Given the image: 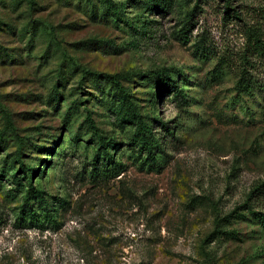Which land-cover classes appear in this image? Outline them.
<instances>
[{
  "label": "rangeland",
  "instance_id": "obj_1",
  "mask_svg": "<svg viewBox=\"0 0 264 264\" xmlns=\"http://www.w3.org/2000/svg\"><path fill=\"white\" fill-rule=\"evenodd\" d=\"M258 40L264 0H0V264H264Z\"/></svg>",
  "mask_w": 264,
  "mask_h": 264
},
{
  "label": "trees",
  "instance_id": "obj_2",
  "mask_svg": "<svg viewBox=\"0 0 264 264\" xmlns=\"http://www.w3.org/2000/svg\"><path fill=\"white\" fill-rule=\"evenodd\" d=\"M225 10H230L229 8V2L225 3L224 6ZM260 45V46H259ZM257 50L263 51L264 48L261 46V43L259 40L257 41ZM260 54V53H259ZM106 79L110 81H118L119 77L116 75L113 76H105ZM169 83L171 82L168 80ZM167 81V82H168ZM236 88L238 92L240 93H249L254 88V82L250 78L246 77L244 72H242L239 75V78L237 80ZM121 93L123 96H126V92H124L122 89ZM136 122V137L139 139L140 142V153H143V155L146 156L144 161H155V154L153 150V145L155 143L151 142L150 137H148V130L147 126L143 125L139 117L135 116L133 110L132 115ZM157 146V144H156ZM31 177L25 176L24 180L27 182V190L25 192L24 196V202L20 208L18 221L24 224L27 220H29V223H31L35 218L39 217L40 214L36 212V210L33 209V206H31L30 201L31 200H38L41 204H46L44 201V194L43 192L38 191L36 188H34V185L32 181L30 180ZM261 188H264V182L261 184ZM41 213V212H40ZM262 221H264V215L262 216Z\"/></svg>",
  "mask_w": 264,
  "mask_h": 264
}]
</instances>
